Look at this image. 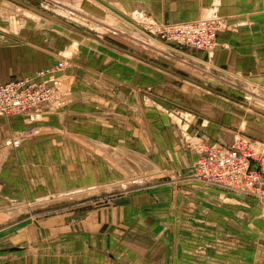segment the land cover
Listing matches in <instances>:
<instances>
[{
	"label": "rangeland",
	"instance_id": "374dc122",
	"mask_svg": "<svg viewBox=\"0 0 264 264\" xmlns=\"http://www.w3.org/2000/svg\"><path fill=\"white\" fill-rule=\"evenodd\" d=\"M11 1L0 0V81L8 76L34 75L48 64L64 62L55 80L58 98L42 104L50 114L56 113L43 139L55 141L54 146L62 139L78 141L75 133L84 129H98L100 134L105 130L102 127L112 126L116 141L113 147L83 144L80 148H49L51 156L41 157L45 162L33 155L30 161L20 159L13 147L8 158L0 157V264H17L23 258L31 262L26 256L32 251L24 249L23 244L37 242L39 222L44 218L70 213L68 226L73 231L74 224L82 225L81 230L77 226L75 230L83 234L90 214L105 213L113 207H125V220L131 224L121 237H111L114 244L110 248L119 244L126 248L124 251L138 253L135 245L141 240L147 242L148 251L140 252L146 264H162L166 252L165 264H264L255 258V253L264 255V201L193 177L196 145L202 142L230 145L235 139L247 138L264 149V114L128 57L32 8L150 60H160L167 68L262 110L264 17L245 13L227 21V16L220 13L222 0L198 5L199 14L190 19L176 18L183 14L179 9H173L167 19L157 17L156 12L168 9L167 0H60L75 8L67 16L61 15L57 3L51 0ZM27 10L31 13L26 14ZM138 13L145 21L161 24L219 18L221 26L214 48L202 50L214 77L198 78L170 60L129 47L90 21L108 16L109 26L120 28L125 23L143 35L142 41L166 43L147 32L145 24L136 19ZM226 31L230 35L221 36ZM223 48L232 50L226 55L234 62L231 66L219 62ZM82 94L90 104L77 102ZM105 95L111 101L108 105L103 102ZM83 97L80 101H85ZM74 103L81 109L68 112L72 116L69 122L60 121L57 113ZM49 116L38 118L43 121ZM35 120L17 121L13 116L0 115L2 139L18 137L21 144L32 134L30 122ZM58 123H73L77 132L59 128ZM139 209L162 231L163 244L152 229L137 224V218L142 220ZM94 242L96 247L81 251L92 250L96 264L110 261L99 241ZM152 243L160 261L152 259ZM170 251L173 260L168 259Z\"/></svg>",
	"mask_w": 264,
	"mask_h": 264
},
{
	"label": "crops",
	"instance_id": "0c3cea01",
	"mask_svg": "<svg viewBox=\"0 0 264 264\" xmlns=\"http://www.w3.org/2000/svg\"><path fill=\"white\" fill-rule=\"evenodd\" d=\"M167 1L169 2L167 10H170V12L167 14L166 13L167 10H166V11H162V12L158 11L155 13L156 16L159 17L160 19H167V17H170L171 15H173V13H174L173 9H179V12L183 13V14L177 16L176 18H178V19H190L192 17H195L196 14L197 15L199 14L198 9H200L201 7L200 8L197 7L198 5L209 4L211 0H167ZM181 6H183V8H181ZM196 7H197V9L195 10ZM182 9H184V11H187V12H183ZM220 13L227 16V21H231V20L234 21V20L240 18L241 14H245V13L249 14L250 17H258V16L264 17V0H222L221 6H220ZM94 19L100 20L103 18H94ZM50 20L56 21L55 19H50ZM64 25H66V24H64ZM66 26L69 29H72L74 31L84 33L85 36L89 37L90 39L96 40L98 43L109 46L112 49L114 48L117 51L124 53L128 57L134 58L138 61H141L142 63H147V64L151 65L152 67H154L160 71H163L169 75L171 74L173 76H178V77L184 79L185 81H189V82H191V83H193L199 87H203L209 91L223 95V96H225V97H227V98H229L235 102H238L239 104H242L241 102H243V101L238 100L234 97H231L227 94H224L218 90H215L214 88H212L206 84H203L198 80H195V79L188 77L186 75H182L181 73L175 71L172 68L165 67L163 64L159 63L160 60L159 61L150 60V59L142 56L141 54H138L136 52L131 51L129 48L127 49L124 47H120L117 44H114V43L104 39L103 37H101L98 34L94 35V34H91L87 31H85V30H81L78 28L74 29L68 25H66ZM120 28L123 29V31ZM120 28L116 27L115 25L114 26L113 25L112 26H109V25L106 26V30L109 31V33H108L109 36H111L113 38H115V37L121 38L122 40L125 41V44L128 45L129 47L131 46L134 48L136 47V48H140L142 50H147L156 58H157V56H160L161 58H163L165 60H170L172 63H175L177 66L191 70L192 72H194L193 75L197 76L198 78L203 77V76L214 77V74L210 73L211 72L209 69L210 64L208 62L204 61L205 56L201 50H197V49L190 47V46H181V45H177V44H173V43H167V42L164 43V42H160V41H156V40H155V42H150V41L145 42V41L141 40L143 35L138 30L133 31L132 28H129L125 23L123 24V26H120ZM229 35H230L229 31H226V33H223L221 36L227 37ZM217 37H218V32H217ZM227 42H231V40L228 39ZM156 43H158V44H156ZM233 51L235 52L234 49H233ZM219 52H220L219 62L223 63V65L231 66V64L234 63L231 59H228L226 56L227 54L232 53L231 49L223 48ZM51 66H53V65L48 64L45 67H43V69L47 68V67H51ZM57 72H59V71H57ZM57 72H55L52 77H47V79H50L49 80L50 83H55V80L58 78ZM56 75H57V77H56ZM4 77H6V76H4ZM14 77H20V76H12V77L8 76L7 79H4V80L2 79V81H0V82L7 81L10 78H14ZM130 90L132 91V88ZM130 94H131V92H130ZM82 97H83V94L81 97L78 98L79 101H77V102H81L82 105H84V104L87 105V102H89L88 104H90V101L85 100L84 97L82 100H85V101H80V98H82ZM96 98L97 97L95 96V99ZM103 102H105V104L108 105L111 101L108 99V96L105 95L103 97ZM75 103L71 106L68 105L65 109H63L62 111L57 113L59 115V117H61L60 121L65 120V121L69 122V117H72V116H71V114H68V112H70L72 109H75V110L81 109L80 105L77 104L78 105L77 106V105H75ZM95 105L97 106L96 102H95ZM242 105H244V104H242ZM69 106L71 108H68ZM255 108L259 109L261 111H264L258 107H255ZM256 109H254V110H256ZM261 111H259V112H261ZM49 112H50V109H48V107H46L45 105L41 104L37 108L32 110L30 113L24 114L25 116H28L27 118H25V116H23L21 114L10 115V116H13L17 121H21V119L24 121L25 120L27 121L28 119L31 120V118H36V120L33 121V123L30 122L31 123L30 126L32 128V134L29 135L25 139V141L22 142L18 147H13L11 144V140L7 141L4 137L2 139L1 133L3 130L1 131V128H0V145H1L0 157H2L3 159L8 158L10 155H8L7 153L10 149L13 150L11 148V147H13V148H16V150H15L16 152L18 151V156H20V159L23 158V159H27L30 161V160H33V157H32V155H33V156H35L36 159L38 158L41 162H45L46 160H42L41 157L51 156L50 152L48 151L49 148H68V147L80 148L82 146L83 147L85 146L83 144H87L93 148H96V147H113L114 142L116 141V140H114V136H113L114 132H113L112 126L102 127L105 130L102 129V130H104V132L99 134L98 129L93 130L92 128H90L88 130V132L85 131V129L83 132H77V128L72 127L73 123H63V125H62V123H58L59 128H65L68 131L77 132V133H75V136H76L75 138H77L79 142L76 140L62 139L57 143L58 145L52 146V144H54L55 141L43 139L44 136H46V133L50 130V128H48L50 126L49 120H51V118L54 117V115L56 114V113L50 114ZM261 113H263V112H261ZM48 114L50 116L47 119H45L43 121L39 120L38 117H40V116L43 117V116L48 115ZM0 115H2V114H0ZM92 120L93 119H91V122H93ZM96 124L98 125V123H96ZM84 132L88 133V135ZM42 134H44V135H42ZM38 138L40 140H38ZM122 141H124V140H122ZM138 142H140V141L138 140ZM141 142H142V140H141ZM209 143H211V142H209ZM218 144H222V143H218ZM225 145H229V144H225ZM13 155H14V153H12V157H13ZM232 193H234V192H232ZM236 194H238V193H236ZM238 195L251 198L249 196H245L242 194H238ZM253 200H255V199H253ZM124 208L123 207H119V208L113 207L112 209H108L105 213L97 214L95 212L93 214H90L86 220V223H84V225H83L84 230H85L84 231L85 233H83V234L81 232H77L75 230L76 226L78 227V229L80 228V230H81L82 225L74 224L73 231H72V229H70L71 227L68 226L69 221L67 220V216H70L71 215L70 213L68 215L63 214V215H56V216L44 218L43 221L39 222L40 223V227H38L39 239L37 240V242H34L32 244H23L24 249H26L28 251H32L30 253V255L28 254L26 256L27 259H31V262L28 263V261H26L23 258V259L19 260L17 262V264H83V261H86V264H96L97 263L95 261L96 257H91L93 255V253H91V252H93L92 250L89 251L90 253H88V252L83 253L81 251L82 249H91L92 247L93 248L96 247V245H95L96 242H94L96 240L99 241V245L101 247V250H104L105 255L108 256L109 259H111L110 261H108L109 263L103 262V264L104 263L105 264L106 263L107 264H131L132 261L134 262L133 264H146L145 258L141 255L140 252H145V250L148 251L146 249L147 246H145V245H147V242H144L141 240L140 244L135 245V247H137L140 251L138 253H136L134 251L135 254L131 251H128V250L124 251L126 248H124L123 245L120 246L119 244L116 245L115 248H110V245L113 246V244H114L111 240V237L112 238L121 237L123 235L124 230L129 228V226L131 224L125 220ZM138 215H139V217L142 218V220H138V218H137L136 219L137 224L141 225L142 229H148V228L152 229L154 232L155 238L157 237V241H159L160 243L163 244L162 231L160 230V232H159L157 230V226H156L157 224L155 225L154 223L151 222L150 219H147L146 218L147 214L145 212L141 211V209L138 210ZM154 220L156 221V223L159 221L156 219H154ZM138 221L141 223H138ZM160 224H162V223H160ZM93 233L95 235H93ZM142 242H143V244H142ZM152 244H153V248H154V251L152 252L153 253L152 259L153 260L158 259V261H160L161 258L155 249V245H154V243H152ZM79 246H81V247H79ZM76 247H78V248H76ZM101 253H103V252H100V254ZM167 253L168 252L163 254L164 256L161 260L162 264H165L164 261L167 258ZM263 253H264V250H263ZM172 255H171V251H170V253H169L170 257H168V259L173 260ZM255 258L256 259L260 258V260L264 262V255L259 257V255H257V253H255ZM11 260L14 261V259H11ZM154 263L157 264L156 262H154ZM10 264H13V263L10 262ZM158 264H161V263L159 262ZM168 264H170V262Z\"/></svg>",
	"mask_w": 264,
	"mask_h": 264
},
{
	"label": "built area",
	"instance_id": "2783aa9c",
	"mask_svg": "<svg viewBox=\"0 0 264 264\" xmlns=\"http://www.w3.org/2000/svg\"><path fill=\"white\" fill-rule=\"evenodd\" d=\"M136 19L145 24L147 32L181 46L211 51L221 21L216 17H203L177 23H155L138 13ZM64 67L63 61L39 70L34 75L10 78L0 82V114H27L39 105L55 101L60 91L47 77ZM13 147L20 139H12ZM198 156L194 178L225 191L242 194L264 201V149L247 138L235 139L230 145L202 142L196 145Z\"/></svg>",
	"mask_w": 264,
	"mask_h": 264
},
{
	"label": "bare ground",
	"instance_id": "6f19581e",
	"mask_svg": "<svg viewBox=\"0 0 264 264\" xmlns=\"http://www.w3.org/2000/svg\"><path fill=\"white\" fill-rule=\"evenodd\" d=\"M53 2H55V3H57L56 4V7H58V12L62 15H64V16H67L68 15V13H74L72 10H75V8H69L64 2H62V1H60V0H52ZM16 2H18L19 4H22V2H20V1H18V0H16ZM54 4V3H53ZM30 7V6H29ZM32 8V7H31ZM34 8H32V10H33ZM34 11H36V9L34 10ZM78 12V11H77ZM85 12V11H84ZM30 14L31 12L29 11V10H27L26 11V14ZM76 13V12H75ZM86 14V13H85ZM77 15V14H76ZM52 17H54V19L56 18L57 20V22H60V21H58V20H60L58 17H55V16H52ZM52 19V18H51ZM87 19V18H86ZM91 19V18H90ZM93 20H91V25L92 26H94L95 28H97V29H106V26L108 25L107 23H108V21L107 20H109L108 19V16H107V18H104V19H94V17L92 18ZM62 23V22H61ZM64 24V23H63ZM108 28V27H107ZM90 35V34H89ZM98 39V38H97ZM146 42V41H145ZM151 42V41H150ZM153 42V41H152ZM157 44V43H156ZM153 47V46H152ZM155 49V48H154ZM161 50V49H160ZM159 53V52H158ZM185 63V62H184ZM262 100V102H264V100L263 99H261ZM245 103V102H244ZM247 104V103H246ZM247 106V105H246ZM250 106V108H254V109H256L255 108V106H253V105H248V107ZM256 110H258V111H261V110H259V109H256ZM261 112H263V111H261Z\"/></svg>",
	"mask_w": 264,
	"mask_h": 264
},
{
	"label": "water",
	"instance_id": "95a60500",
	"mask_svg": "<svg viewBox=\"0 0 264 264\" xmlns=\"http://www.w3.org/2000/svg\"><path fill=\"white\" fill-rule=\"evenodd\" d=\"M13 1L16 2V0H13ZM33 10H35V9H33ZM36 12H38V13H40L41 15L46 16V17H48V18H52V19H54V17L48 15V14L45 13V12H42V11L40 12V11H38V10H36ZM59 19H60V18H59ZM55 20H57V19L55 18ZM58 21H60V22H62V23H64V24H66V25H68V26H70V27H72V28H74V29H77L75 26L68 24L67 22H65V21L62 20V19H60V20H58ZM241 103L244 104V105H247V104L244 103V102H241ZM247 106H248V105H247ZM249 107H250V106H249ZM263 113H264V111H263Z\"/></svg>",
	"mask_w": 264,
	"mask_h": 264
}]
</instances>
